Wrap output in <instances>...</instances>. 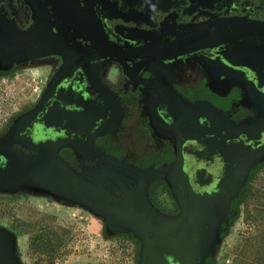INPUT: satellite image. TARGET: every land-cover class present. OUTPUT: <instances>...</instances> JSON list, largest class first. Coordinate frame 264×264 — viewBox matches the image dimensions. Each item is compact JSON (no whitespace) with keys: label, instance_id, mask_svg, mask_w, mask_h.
I'll return each instance as SVG.
<instances>
[{"label":"flooded vegetation","instance_id":"af4514ba","mask_svg":"<svg viewBox=\"0 0 264 264\" xmlns=\"http://www.w3.org/2000/svg\"><path fill=\"white\" fill-rule=\"evenodd\" d=\"M229 19L225 42H185L187 29ZM247 22L262 26L247 31ZM35 79V98L16 96L0 127L2 143L25 116L0 151L36 160L39 143L71 139L61 160L102 181L109 162L143 172L121 177L127 189L149 182L152 207L178 218L264 154V0H78L68 12L61 2L0 0V95ZM8 161L0 155V168ZM109 191L125 196L113 182Z\"/></svg>","mask_w":264,"mask_h":264},{"label":"rangeland","instance_id":"374dc122","mask_svg":"<svg viewBox=\"0 0 264 264\" xmlns=\"http://www.w3.org/2000/svg\"><path fill=\"white\" fill-rule=\"evenodd\" d=\"M36 82L15 80L6 95H0V127L16 111V96L35 98L31 88ZM30 84L24 92L22 87ZM24 117L8 129L1 147L10 145L11 132ZM58 163L88 187L109 191L112 181L92 179L86 164L77 171L67 162ZM263 165L264 158L252 168ZM246 186L251 196L236 208ZM0 231L9 236L16 264H139L141 245L133 242L139 241L135 230L74 203L41 180L0 189ZM204 263L264 264V170L251 182L247 175L241 179Z\"/></svg>","mask_w":264,"mask_h":264},{"label":"water","instance_id":"95a60500","mask_svg":"<svg viewBox=\"0 0 264 264\" xmlns=\"http://www.w3.org/2000/svg\"><path fill=\"white\" fill-rule=\"evenodd\" d=\"M32 1L38 5L40 3V0ZM47 1L61 2L63 9L67 12L72 8V4L74 6L78 4V0ZM41 7H43L42 4ZM236 21L229 19L223 20L221 23H209L218 26L213 28L198 25L187 29L190 32V37L188 36L185 42L189 41L191 46H196L192 49L211 47L210 41H213V45H219L225 42L226 35L231 33L230 22L235 24ZM245 26L247 31H257L262 24L247 22ZM214 34H217V37ZM66 49L71 54V51ZM158 57L168 59V56ZM73 145L74 142L71 139L41 142L34 147L39 153V159L30 161L0 151V155L3 154L9 160L4 169L0 168V189L9 185L18 186L41 180L66 195L74 203H80L90 211H98L111 217L127 228L136 231L141 245L139 264H205L207 250L217 237L220 224L228 212L232 194L238 189V184L253 167L254 162L261 160V157L264 156V154H260V159L246 162L245 174L231 183L232 187L227 191L222 188L220 193L214 196L204 195V198H199L197 206H200L199 209L191 206L183 207L180 217L165 218L152 207L147 199L149 182L138 184L137 189L131 192L121 178L131 175L141 180L145 177L143 172L127 169L128 173L123 175V172H120L122 169L126 171L123 166L112 162L106 163L111 167L107 169L105 165L100 174L104 180L108 178V181L118 184L125 190L124 198L119 199L109 191H99L88 187L73 172L59 165L58 162L63 160L56 156V151L61 147H74ZM261 153H264V149ZM221 197H223L222 200ZM209 203L213 205L207 210L206 206ZM0 264H16L9 236L2 231H0Z\"/></svg>","mask_w":264,"mask_h":264},{"label":"trees","instance_id":"16d2710c","mask_svg":"<svg viewBox=\"0 0 264 264\" xmlns=\"http://www.w3.org/2000/svg\"><path fill=\"white\" fill-rule=\"evenodd\" d=\"M264 170V165L263 166H260L258 167L256 170L254 169L250 175H248V182H251L253 180L256 179L257 175L260 173V171ZM251 196V188L249 186H246L242 195H241V198L240 200L238 201V203H236V208L239 207L240 204H246L249 200ZM133 242L138 245L139 244V241L137 240H133Z\"/></svg>","mask_w":264,"mask_h":264}]
</instances>
